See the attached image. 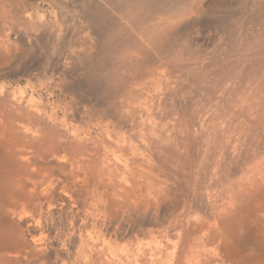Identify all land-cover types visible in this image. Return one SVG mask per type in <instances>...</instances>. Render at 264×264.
<instances>
[{"label":"rangeland","instance_id":"rangeland-1","mask_svg":"<svg viewBox=\"0 0 264 264\" xmlns=\"http://www.w3.org/2000/svg\"><path fill=\"white\" fill-rule=\"evenodd\" d=\"M158 2H165L163 9L155 7ZM166 2L0 0V38L8 36L15 40L18 35L25 37L37 31L51 44H57L56 52L60 51L56 55L52 48L46 53L28 35L23 41L17 39L16 53L0 51V121L5 127V134L0 133L2 213L11 217L16 205H24L26 199L33 197L43 205L38 219L46 220L49 229L54 226L55 234L51 230L49 234L55 236L56 247L62 245L61 241L63 244L67 241L66 232H75L76 227H70L71 223L85 220L83 211L94 214L97 209L104 211V202L100 204L99 196L94 198L96 194L93 193V198L90 194L74 196L83 190V175L89 170L92 191L98 189L95 178L99 180L100 175L112 195L121 194L122 189L126 191L123 200L121 197L106 200L111 202L112 221H122L120 234L127 231L130 217L138 210L137 202L147 201L143 196L137 197L147 193L151 203L156 196L158 217L163 219L164 228H170L169 233L151 226L144 229L153 228L170 240L174 264L184 260L190 264H264V150L250 152L244 171L233 180L228 179V183L221 182L228 173L217 169L214 179L205 181V185L204 180L200 182L194 177L185 195L187 188L180 182L179 174H173L175 179L168 180L159 171L161 160L171 158L172 153H162L153 144V138L160 137L164 129L171 134L177 130L178 118L182 121L184 115L189 118L198 113L197 101L193 103L192 98L196 93H203L208 84L205 81L195 85L193 80L201 81L214 71L228 72L233 68L243 70L244 75L238 77L241 82L235 85L237 93L230 95L235 100L232 104L239 112L244 100H248L250 138L253 127H263L264 0H180L183 10L175 13L168 11L171 5ZM147 6L150 8L146 9ZM100 9L124 31L133 28L136 33L130 35L139 36L140 40L133 42L129 36L127 43L120 47L104 48L98 26L89 21ZM131 11L138 13L136 21H131ZM167 22L174 25L176 33H172L156 58L146 59L138 46L146 41L143 35ZM8 27H11L9 33ZM185 66L195 70L182 74L178 69ZM173 73L181 75L176 77ZM92 76L109 80L113 89L109 101L120 120L99 114L102 107L91 96L94 88L89 79ZM217 126L221 128V122ZM32 157L60 171V188L47 185L43 194L33 193L32 189V194L31 191L14 192L16 181L21 177L34 180L40 174L38 165L26 164ZM71 171L81 175L74 180L73 188L63 174ZM137 173L146 176L138 183L129 180ZM154 188H164V192L152 193ZM174 189L180 194L177 197ZM62 190L71 193L73 199L64 198ZM20 211L22 214L24 206ZM14 221L9 222L13 233L9 232L7 237L19 240L24 230ZM2 226L0 223L1 232ZM108 227L111 229L109 223ZM45 246L42 254L34 253L42 255L43 262L34 263L32 259L31 264H61V260L51 258L58 256L54 247L49 242ZM87 246L83 243L80 248L89 255ZM198 246H201L199 252H194ZM68 249L63 260L83 264L84 256L74 258L72 246ZM2 258L11 261L0 256V264ZM15 261V264L30 262L28 259ZM143 264H147L145 260Z\"/></svg>","mask_w":264,"mask_h":264},{"label":"bare ground","instance_id":"bare-ground-1","mask_svg":"<svg viewBox=\"0 0 264 264\" xmlns=\"http://www.w3.org/2000/svg\"><path fill=\"white\" fill-rule=\"evenodd\" d=\"M166 3L171 5V9L168 10L170 11V13L180 12L181 10H183L181 9L182 5L180 3V0H167ZM164 4L165 2H158L155 4V7L163 9ZM147 8L150 7L147 6L146 9ZM129 17L131 18V21H136L139 15L136 11H131V16ZM226 18L228 20V17ZM89 21L91 24L98 26L100 43L107 50H111L115 46L120 47L121 45H124V43H127L128 37L131 36L130 34L136 33L133 28L127 30V32L124 31L121 25L115 23L116 20L114 23H112L113 20L109 18V15L104 9L97 10L95 12V15L89 18ZM173 26L174 25L168 22L163 23L159 26V28L150 31L146 35H143V39H146V41L144 40V42H140L138 46L141 54L146 59L148 58L151 60L152 56L156 58L157 55L167 46L166 44L168 41H170L172 33H176V30L174 31V29L172 28ZM182 29L184 30V28ZM10 30L11 27H8L7 33H9ZM182 34L184 35V31L182 32ZM25 37H20L18 35L15 40H13V38L10 39L8 36L0 38V51H2L3 53L5 51L8 54L16 53L17 39H21L23 41ZM27 38L30 41L35 40V44L40 47V50H44L46 53H49L53 48V53L56 55H60V51L56 52L57 44H51L46 40V38L44 39L42 37L41 33L38 34V32L36 31L33 34H29ZM136 39L140 40V37H132L131 41L135 42ZM232 49H235V47H232ZM5 57L6 56H4V58ZM4 61L6 62V60ZM178 64H180V62H178ZM232 64L237 65L236 63ZM134 67L137 68V65H134ZM180 69L178 70L182 71V74L192 71L190 69L195 70V68L191 66H185L184 69ZM242 71L243 70L239 72L236 68L228 70V72L214 71L206 77L207 79H200L201 81L195 82L193 80V83L195 85L199 82L204 83L205 81L208 84L206 85L203 93H196L192 98L193 103L197 101L196 105L199 108L198 113L195 114V116L191 115V117L189 118L184 117V115L182 121H180V119L178 118L177 125L175 124L177 126V130L174 129V132L172 134L169 133L167 129H164L163 131L161 130L162 135H160V137L153 138L154 147H159L161 150H163L162 153H165L167 151L172 153L171 158L164 157L163 160H161L159 171L164 174L165 177H168V180L169 178L175 179L176 175L173 176V174H179L178 176L181 177L180 182L185 184V189L187 188L186 191L183 192L185 195H188V190L190 189V185H192L191 179H194V177L200 182L204 180L205 185V181L207 182L214 179V170L217 169L219 171L228 173V177L221 180V182L226 181V183H228V179L231 178L233 180L238 175V173H240L242 170L244 171L245 167L250 161V152H261L264 150V139L261 140V138H264V125L261 128L253 127L252 137L250 138V116L248 100H244V102L242 103V110L240 109L241 111L239 112L236 110V105L232 104L235 100H232L230 95H235L237 93L235 85L241 82V79H238V77H242V75H244ZM166 72L168 73L167 69ZM180 75L174 76L178 77ZM174 79L175 78H171L170 80ZM89 82L92 83V87L94 88L93 95L91 94V96L94 98V101L102 107V109L99 111V114L102 117H107L108 119L118 118L120 120L119 115L114 112V106L111 105L109 101V96H111V93L113 91L111 85H109V80L101 76H92V78L89 79ZM193 83L192 85H194ZM261 87L264 92V83L261 84ZM135 116L139 118L138 114ZM262 121L264 123V119ZM1 122L2 121H0V133L5 134V127L4 124H1ZM218 122H221V128L217 126ZM252 123L254 125V121ZM159 127L161 128L162 126ZM150 129L151 128H147L146 130L148 132H151ZM238 156H240L241 158H238ZM237 160H239V163H237ZM28 162L29 163L26 164L33 165L35 163L34 166L38 165L40 174L34 180L21 177L18 181H16L14 192L31 191L32 189L34 191L33 193L40 192L43 194L47 185L54 186L55 188H60L59 170L55 171V167L53 168L45 165L46 162L42 161L41 159L39 160V158L36 157H32L31 161L28 160ZM48 167L49 169L47 170ZM76 167L79 166L77 165ZM88 171L89 170H87L85 173L83 172V190H81L80 193H77L74 196L78 198L80 196L90 194V196L93 198L94 193L96 194L94 198L99 196L98 199L100 200V204H103L104 202V206L101 205L104 211L97 209V213L95 214L93 212H89V210L83 211L82 217L85 220L83 221L81 219L80 221L71 223L70 227H76L75 232L69 233L67 231V241L64 242V244L63 241H61L62 245H58L57 247L54 241L55 236L51 237V235L49 234L50 230L52 235L55 234L54 226H51L52 228L49 229L46 220L38 219V213L43 208L42 203L38 204L33 197H29L26 200L24 199V205H16L11 213V217L2 213L0 204V223L1 225L3 224L2 232L0 231V256L8 257L11 259L10 262H6L5 259L2 258V264H15V260L19 262L25 259H28L29 261L34 259V263L43 262L42 255H36L34 253L42 254V252L46 250L45 242H49V244L54 247V253L58 255L57 257L51 256V258L58 259L59 261L61 260V264H69L67 260H63V257L65 250H69L68 247L70 246H72V250L70 251L73 252L74 258L79 257V255L84 256L82 260L83 264H143L144 260L147 264H174L173 250L169 248V246H171V244H169L170 240L168 238L164 239L163 235H160L163 233L159 234L155 230L161 229L166 233L170 229L169 227L164 228L163 219L158 217L160 211L157 207L158 203L156 200V196H154V199L151 203L148 202L150 196H148L147 193L140 194L137 197L138 199H141V197L143 196V198L145 200L147 199V201L145 202L144 200H142L137 202L138 210L137 212L135 211V213H133V217H130L129 223L131 225L127 223L125 227L127 231H124V233L120 234L122 221H112V215L110 214L112 208L109 207L111 202L107 203L106 200L111 198L117 199L118 197H121L120 200H123V197L126 196V191L122 189L121 194L119 192L112 195L101 175L99 180L95 178L98 184V189L96 191H92V176L89 177L87 175ZM63 174H66L68 181H71L70 185L72 186V188L73 185H75L74 180L81 176L75 173V171ZM133 176L135 177H130L129 180L132 179L135 181V183H138L140 179L142 180L145 178L144 176H146V174L137 173V175ZM124 180H126V178H124ZM124 182L125 181H123V183ZM163 189L164 188H154L152 189V193L156 192L157 194L160 192L161 194V192H164ZM174 192L176 197L177 195H180L179 193H177V189ZM30 193L32 194V191ZM61 195L66 199H73L71 193H67L66 190H62ZM6 197L8 198V196ZM157 198L159 199V196H157ZM11 201H13L14 204L16 203V199H13ZM135 202L133 200L134 204ZM107 205V210L109 211L108 217L106 214ZM23 206L24 211L22 214L26 212L25 215H22L20 211ZM11 220H16L19 226L24 230L19 240H16L14 238V240H10L11 237H7V234L9 232L13 233L12 230H9V222ZM108 223L111 225V229L110 227H108ZM148 226L156 228L154 230H152L153 228L144 229V227ZM96 233L99 234L97 237ZM154 233L157 234V237ZM68 242H71L73 245H70ZM83 243L84 245L86 244V246L88 244L85 250H88L89 255L91 254L90 257H88L89 255L86 254L85 251L82 252V249L80 247L83 245ZM171 247L173 248V246ZM200 248L201 246L196 247L194 252H199ZM161 259H163L164 262L161 261ZM47 262L50 263L52 261L47 260ZM31 263L32 261L29 262V264ZM181 264L190 263H187V261L184 260Z\"/></svg>","mask_w":264,"mask_h":264}]
</instances>
